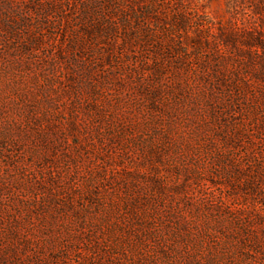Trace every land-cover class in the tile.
I'll return each instance as SVG.
<instances>
[{"label":"rangeland","instance_id":"obj_1","mask_svg":"<svg viewBox=\"0 0 264 264\" xmlns=\"http://www.w3.org/2000/svg\"><path fill=\"white\" fill-rule=\"evenodd\" d=\"M0 264H264V0H0Z\"/></svg>","mask_w":264,"mask_h":264}]
</instances>
